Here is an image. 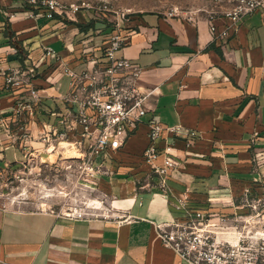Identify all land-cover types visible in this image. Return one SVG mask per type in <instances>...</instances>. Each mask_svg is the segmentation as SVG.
Wrapping results in <instances>:
<instances>
[{
  "label": "crops",
  "instance_id": "obj_1",
  "mask_svg": "<svg viewBox=\"0 0 264 264\" xmlns=\"http://www.w3.org/2000/svg\"><path fill=\"white\" fill-rule=\"evenodd\" d=\"M12 10L16 17L10 20ZM85 14L63 25L59 18H32L24 0H0V69L32 73L45 98L41 122L57 133L64 131L60 119L66 107L60 97L70 83L62 66L68 63L80 72L91 59H101L113 30ZM230 24L218 16L213 34L206 14L187 19L150 13L123 25L127 42L118 56L145 69L139 86L148 113L115 166L106 165L109 174L97 179L100 199L114 207L119 219H58L45 211L0 206V264H186L163 246L158 231L161 224L182 220L174 207L178 197L188 193L193 208L231 215L241 212L234 205L246 189L262 192L254 183L264 174V16L244 17L236 32L221 38ZM37 37L42 42L35 48ZM48 48L54 51L51 58ZM10 49L18 54L6 56ZM2 84L0 74V119L11 116L18 94ZM153 122L178 129L158 143L161 154L168 150L184 163L171 175L168 193L158 188L156 176L139 167ZM0 140H6L1 122ZM44 148L33 141L38 160L57 156ZM1 157L13 170L21 169L25 159L11 147Z\"/></svg>",
  "mask_w": 264,
  "mask_h": 264
},
{
  "label": "built area",
  "instance_id": "obj_2",
  "mask_svg": "<svg viewBox=\"0 0 264 264\" xmlns=\"http://www.w3.org/2000/svg\"><path fill=\"white\" fill-rule=\"evenodd\" d=\"M219 1L230 4L229 8L221 12V16L231 21L219 34L221 38L227 39L231 32H236L238 23L244 17L256 12L264 16V0ZM24 3L31 9L32 18L41 16L49 21L59 18L63 25L75 22L83 10H92L87 3H65L61 0H24ZM95 10L110 12L108 7ZM7 15L10 20L16 17V13ZM217 17L213 14L209 16L213 34L218 31L214 25ZM126 42L122 23L117 19L113 21L111 34L105 39L101 59H91L90 66L80 72L68 63L62 66V73L70 79V83L68 92L60 97L66 107L60 119L64 131L60 133L54 132L48 123L41 122L45 98L39 86L34 83L32 73L0 69L2 88L18 93L11 116L0 119L6 135L5 141L0 140V162L5 161L1 156L6 147L20 150L25 157L21 163L16 161L21 164L19 170H13L12 165L5 161L3 175L10 170L15 171L17 178L24 181V176L31 174V167L38 160L35 151H32L33 141L38 140L45 145L44 152L47 154H58L59 149L73 152V155L65 159L66 169L75 172L77 179L87 182L84 185H89V189L98 191V177L109 174L106 165L110 162L115 166L116 156L122 152L148 113L145 107L146 95L139 86L145 69L118 56ZM17 54L16 49L5 52L6 56ZM46 55L47 58L53 57V49L48 48ZM23 94L28 99L23 98ZM149 128V144L139 160V167L145 168L146 175L156 176L158 188L168 193L171 175L181 170L184 163L168 150L161 154L158 143L166 134H177L178 129L166 127L159 122H153ZM196 135L195 131L190 133L192 138ZM260 160L264 161L263 158ZM40 162L43 166L51 165L46 161ZM60 162H63L62 159ZM254 184L262 192L254 193L251 188L246 189L234 205L241 212L231 215L193 208L188 193L178 197L174 207L182 214V220L158 226L163 246L173 250L186 264H264V174ZM101 205H104L103 210L108 214H96L88 204L86 208L45 212L58 219H119V213H114V207L105 198Z\"/></svg>",
  "mask_w": 264,
  "mask_h": 264
},
{
  "label": "rangeland",
  "instance_id": "obj_3",
  "mask_svg": "<svg viewBox=\"0 0 264 264\" xmlns=\"http://www.w3.org/2000/svg\"><path fill=\"white\" fill-rule=\"evenodd\" d=\"M65 3H87L92 10H83L81 15L90 13L94 22L107 24L113 28V21L119 19L129 24L135 17L143 14H174L189 18L195 15L211 14L220 16L230 4L219 0H61ZM108 7L110 12H98L95 9ZM14 13L13 10L9 12ZM125 15V19L123 18ZM131 19V20H130ZM0 37L2 34L0 33ZM42 39H34V47L41 46ZM59 157L44 156L43 161L50 166H43L39 160L31 167V174L24 176V181L17 178L15 171H9L0 176V206L33 211H47L68 208H86L93 205L96 214H108L101 205L100 194L93 191L82 179H77L76 173L66 169L65 149H59ZM62 159L63 162H60ZM21 179H23L21 177ZM114 213H117L115 210Z\"/></svg>",
  "mask_w": 264,
  "mask_h": 264
},
{
  "label": "bare ground",
  "instance_id": "obj_4",
  "mask_svg": "<svg viewBox=\"0 0 264 264\" xmlns=\"http://www.w3.org/2000/svg\"><path fill=\"white\" fill-rule=\"evenodd\" d=\"M66 153H65V155H66V157H70L71 155H73V152H71L69 149H67L66 151H65ZM101 203V202H100ZM91 207H93V205H90ZM97 209H99V207H96V210Z\"/></svg>",
  "mask_w": 264,
  "mask_h": 264
},
{
  "label": "trees",
  "instance_id": "obj_5",
  "mask_svg": "<svg viewBox=\"0 0 264 264\" xmlns=\"http://www.w3.org/2000/svg\"><path fill=\"white\" fill-rule=\"evenodd\" d=\"M71 23V22H70ZM71 24H73V23H71ZM90 25H88V27H89ZM82 29H84V27H82V26H80ZM214 48V46H211L210 47V49H213Z\"/></svg>",
  "mask_w": 264,
  "mask_h": 264
}]
</instances>
